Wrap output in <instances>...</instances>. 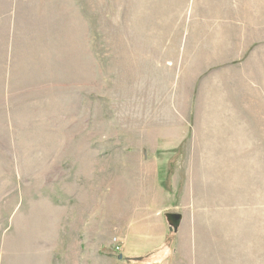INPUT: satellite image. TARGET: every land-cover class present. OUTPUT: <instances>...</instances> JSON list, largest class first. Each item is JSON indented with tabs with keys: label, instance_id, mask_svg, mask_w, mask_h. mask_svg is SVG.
I'll list each match as a JSON object with an SVG mask.
<instances>
[{
	"label": "rangeland",
	"instance_id": "1",
	"mask_svg": "<svg viewBox=\"0 0 264 264\" xmlns=\"http://www.w3.org/2000/svg\"><path fill=\"white\" fill-rule=\"evenodd\" d=\"M0 264H264V0H0Z\"/></svg>",
	"mask_w": 264,
	"mask_h": 264
},
{
	"label": "water",
	"instance_id": "2",
	"mask_svg": "<svg viewBox=\"0 0 264 264\" xmlns=\"http://www.w3.org/2000/svg\"><path fill=\"white\" fill-rule=\"evenodd\" d=\"M167 220L170 222L171 226L169 229L176 230L177 226L181 220V214L180 213H172V212H167L166 214Z\"/></svg>",
	"mask_w": 264,
	"mask_h": 264
}]
</instances>
